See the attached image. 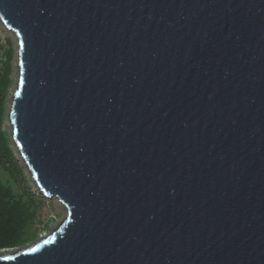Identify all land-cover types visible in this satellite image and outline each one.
<instances>
[{
  "label": "water",
  "instance_id": "obj_1",
  "mask_svg": "<svg viewBox=\"0 0 264 264\" xmlns=\"http://www.w3.org/2000/svg\"><path fill=\"white\" fill-rule=\"evenodd\" d=\"M16 145L68 216L0 264H264V0H0Z\"/></svg>",
  "mask_w": 264,
  "mask_h": 264
},
{
  "label": "rangeland",
  "instance_id": "obj_2",
  "mask_svg": "<svg viewBox=\"0 0 264 264\" xmlns=\"http://www.w3.org/2000/svg\"><path fill=\"white\" fill-rule=\"evenodd\" d=\"M0 67L8 78V88L3 98L2 130L7 134L11 149L8 158H0V175L14 191L32 207L35 215L33 222L23 233V242L11 248L0 249L16 251L29 247L48 236L68 216V208L55 196L45 195L34 180L30 169L21 156L10 125V113L19 78V41L0 18Z\"/></svg>",
  "mask_w": 264,
  "mask_h": 264
},
{
  "label": "trees",
  "instance_id": "obj_3",
  "mask_svg": "<svg viewBox=\"0 0 264 264\" xmlns=\"http://www.w3.org/2000/svg\"><path fill=\"white\" fill-rule=\"evenodd\" d=\"M7 88L8 78L0 67V158L4 159L11 153L9 139L2 130L3 98ZM34 217L29 202L19 196L0 175V249L20 245L23 242V233Z\"/></svg>",
  "mask_w": 264,
  "mask_h": 264
},
{
  "label": "bare ground",
  "instance_id": "obj_4",
  "mask_svg": "<svg viewBox=\"0 0 264 264\" xmlns=\"http://www.w3.org/2000/svg\"><path fill=\"white\" fill-rule=\"evenodd\" d=\"M18 149V148H17Z\"/></svg>",
  "mask_w": 264,
  "mask_h": 264
}]
</instances>
